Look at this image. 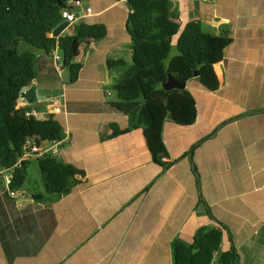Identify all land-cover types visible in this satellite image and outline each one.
Segmentation results:
<instances>
[{
    "label": "crops",
    "instance_id": "0c3cea01",
    "mask_svg": "<svg viewBox=\"0 0 264 264\" xmlns=\"http://www.w3.org/2000/svg\"><path fill=\"white\" fill-rule=\"evenodd\" d=\"M84 1L77 11L90 13L76 22L103 23L106 33L80 44L77 79L69 81L54 52L39 50L32 81L33 112L46 117L61 104L53 112L64 132L55 156L76 183L48 195L31 189L27 173L15 198L0 186V264H172L175 237L190 242L218 224L220 250L233 246L236 264H264V0H171L180 24L199 21L230 43L213 66L216 89L186 82L196 118L164 121L161 161L143 128L130 127L115 105L114 85L132 60L125 0ZM118 59L123 66L110 63Z\"/></svg>",
    "mask_w": 264,
    "mask_h": 264
},
{
    "label": "trees",
    "instance_id": "16d2710c",
    "mask_svg": "<svg viewBox=\"0 0 264 264\" xmlns=\"http://www.w3.org/2000/svg\"><path fill=\"white\" fill-rule=\"evenodd\" d=\"M66 1L0 0V169L13 168L8 185L12 191H20L27 183L29 160L14 167L27 138L54 142L64 136L53 113L43 118L33 116L27 121L24 107L16 105L21 87L30 85L37 74V55L20 50V43L46 54L57 49L61 65L68 69L69 81L73 82L81 68L76 60L80 44L84 39L100 40L106 33L103 23L75 21L72 33L54 36ZM127 2L126 26L132 62L114 85L118 97L115 105L128 115L130 127L143 128L152 157L161 161L168 157L162 141L163 123L168 116L171 114L182 125L191 124L196 118L195 99L189 90H164L161 84L171 74L180 82L197 79L206 88L216 89L218 79L213 66L222 59L230 38L205 32L196 20L180 24L171 0H125L124 3ZM10 44L14 46L8 48ZM173 45L176 54L170 56ZM110 63L124 65L120 59ZM36 159L46 194L60 196L72 189L76 178L66 163L48 153ZM34 197L43 199L44 195ZM208 214L213 218L209 211ZM222 229L221 224L201 227L190 242L175 237L171 241L172 264H236L233 246L220 250Z\"/></svg>",
    "mask_w": 264,
    "mask_h": 264
},
{
    "label": "built area",
    "instance_id": "2783aa9c",
    "mask_svg": "<svg viewBox=\"0 0 264 264\" xmlns=\"http://www.w3.org/2000/svg\"><path fill=\"white\" fill-rule=\"evenodd\" d=\"M85 6V1L84 0H67L66 1V6L62 8L61 10V16L63 19H65L68 22V25L66 26L65 29H67L69 26H72L73 23L78 18L84 17L90 13V7H85L83 8L80 12L77 11V8ZM54 59L56 61H61V56L59 53L54 52L53 53ZM54 107H52L53 111H50L49 114L59 112L61 109V104L56 103ZM33 116L36 118H43L44 115L33 112ZM45 143L42 142V140H35L32 137L27 138L24 146H23V151L22 154L18 157L16 163L14 164V167H18L22 161L28 160L29 158L33 156H38V155H43V154H52L56 155L58 153V144H60V141H54L51 142V145L46 146ZM12 170H5V169H0V175L4 176L6 178V187L8 188V185L11 181L12 177ZM8 193L11 197L15 198L18 196L17 191H12L8 188Z\"/></svg>",
    "mask_w": 264,
    "mask_h": 264
},
{
    "label": "water",
    "instance_id": "95a60500",
    "mask_svg": "<svg viewBox=\"0 0 264 264\" xmlns=\"http://www.w3.org/2000/svg\"><path fill=\"white\" fill-rule=\"evenodd\" d=\"M127 8L129 6V3L127 2ZM68 25V22L61 18L59 23L56 25V27L53 30V35L57 36L60 33H62L63 30H65L66 26ZM14 45L10 44L8 45V48H12ZM58 64V61H56ZM198 73H194V76H197ZM162 88L164 90H171L174 88L177 89H185L186 88V82H180L176 80L171 74H168V77L166 81H164L161 84ZM25 101L27 105L24 107L26 114L28 115L27 121L31 120L33 118V104L38 102V95H37V87L35 83H31L30 85H25L21 87L20 93L18 95V98L16 99V102ZM169 119H173V116L170 114L168 116ZM6 178L2 175H0V186L6 187Z\"/></svg>",
    "mask_w": 264,
    "mask_h": 264
},
{
    "label": "rangeland",
    "instance_id": "374dc122",
    "mask_svg": "<svg viewBox=\"0 0 264 264\" xmlns=\"http://www.w3.org/2000/svg\"><path fill=\"white\" fill-rule=\"evenodd\" d=\"M174 41V39H173ZM19 49L20 50H28V51H32V52H37L39 51L38 48H35L31 45L25 44L23 42L20 43L19 45ZM176 54V49L174 47V45L172 46V49L170 51V56H173ZM132 60L129 61V63L131 64ZM130 64H128V66H126L125 68L129 67ZM63 71V75L66 76L67 74V70L64 68L62 69ZM28 174H29V178L32 179L31 182V189L35 190V191H40L43 192V184H42V178H41V174L37 165V162L35 159H31L29 166H28Z\"/></svg>",
    "mask_w": 264,
    "mask_h": 264
}]
</instances>
